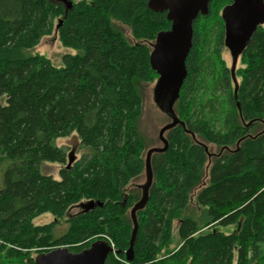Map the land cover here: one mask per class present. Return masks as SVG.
<instances>
[{
    "label": "trees",
    "instance_id": "16d2710c",
    "mask_svg": "<svg viewBox=\"0 0 264 264\" xmlns=\"http://www.w3.org/2000/svg\"><path fill=\"white\" fill-rule=\"evenodd\" d=\"M68 2L69 9L0 0V164L10 162L0 189V264H36L39 254L77 253L97 240L117 251L104 264H264V28L254 31L232 76L220 57L221 12L232 0H211L207 15L193 20L187 76L173 106L180 124L165 133L166 150L151 155L152 180L135 213L127 261L130 212L142 189L126 188L145 172L148 145L138 124L145 88L158 78L150 55L170 22L148 0ZM55 21L60 44L78 51L61 67L24 55ZM216 110L218 123L209 117ZM73 132L92 152L67 166L53 142ZM41 162L61 164L59 180L41 174ZM195 191L201 224L183 216ZM75 206L80 211L54 238ZM46 213L53 221L35 226ZM176 220L178 247L163 257ZM228 226L230 233L216 230Z\"/></svg>",
    "mask_w": 264,
    "mask_h": 264
},
{
    "label": "water",
    "instance_id": "95a60500",
    "mask_svg": "<svg viewBox=\"0 0 264 264\" xmlns=\"http://www.w3.org/2000/svg\"><path fill=\"white\" fill-rule=\"evenodd\" d=\"M211 0H148V8L155 13H166V19L170 22V29L157 35L155 45L150 55L152 68L158 75L153 89V95L157 104L166 96V111L171 120L163 126L158 134L162 142V148H150L145 156L146 182L141 187L142 196L130 212L133 224L129 249L125 252L127 261L132 260V245L137 229L135 213L141 209L146 201L152 175L150 158L154 153L164 152L167 141L164 134L180 124L173 106L178 98L180 88L187 76L185 60L191 48L192 23L198 16L208 13ZM70 8V2L65 5ZM224 25V46L231 53V72L237 58L240 56L250 37L264 19V4L261 0H232L221 12ZM234 84L236 82L234 79ZM163 109L162 107H160ZM207 149V147H205ZM100 205V204H99ZM92 204L86 206L89 208ZM109 254H117L106 240H97L88 248L77 253H71L66 248L53 249L47 253L36 256V264H104Z\"/></svg>",
    "mask_w": 264,
    "mask_h": 264
},
{
    "label": "rangeland",
    "instance_id": "374dc122",
    "mask_svg": "<svg viewBox=\"0 0 264 264\" xmlns=\"http://www.w3.org/2000/svg\"><path fill=\"white\" fill-rule=\"evenodd\" d=\"M52 3H61L63 6L67 4L68 0H49ZM264 4V0H261ZM116 26L124 33V35L130 40L131 35L130 31L127 27L122 26L118 23H116ZM260 27L264 28V19L259 24ZM78 51L63 47L59 40H58V33H57V26L56 21L54 22L53 29L51 33L47 36H43L39 43L33 47L32 49H27L24 51V55L30 56V55H40L43 58L47 59L54 67H61L63 66V57L66 55H75ZM220 57L224 64L230 69L231 68V53L230 51L222 45L220 48ZM234 70L241 67L240 64V58L238 57L235 63ZM239 82V79L236 80ZM156 81L154 80L152 83L147 85L144 91L143 96V107H142V115L141 119L138 124V129L144 139L147 142V149L150 148H162L163 144L159 140L158 134L160 129L165 126L166 124L170 123L171 120L169 118V115L166 111V103H167V97L164 96L161 98V101L157 104L154 99L153 95V89ZM4 97H0V104H4ZM162 107L163 109H161ZM209 117L216 123L220 121V116L218 110L216 112L210 113ZM165 137V134H164ZM54 146L63 150L66 154V164L67 166L71 165L74 161L81 158L83 155L90 154L92 150L89 148H83L80 144L79 137L76 132L71 133L67 137L63 138H57L53 142ZM209 150L211 149L213 152H216V148L212 145H208ZM10 164L9 161H6L5 163H1L0 165V189L2 188V177L4 171L7 169L8 165ZM62 168V165L59 163H50V162H41L39 165V171L41 174L49 175L54 180H59V170ZM208 171V168L206 166V173ZM207 179V174L205 176L204 181ZM146 182V176L143 173L138 179L131 182L127 188L126 191L130 189H137L138 187H142ZM195 194L196 191L191 196L189 206L187 211L183 213V216L191 217L194 220L198 221V223H202L203 217V210L201 207H199L195 203ZM80 211V208L75 206L70 208L67 213L64 215V217L57 222L56 226L53 230V236L54 238L61 237L67 230V224L66 220L72 216L77 214ZM53 221V217L46 213L43 215H40L39 217L35 218L33 220V224L35 226H41L48 223H51ZM179 222L176 220L173 222L172 227V237H171V243L167 251H163L162 256L167 257L170 255L172 251H174L179 244L178 240V234H177V228H178ZM206 229V228H205ZM205 229L202 230V232L205 231ZM216 230H219L224 233H230L233 230L232 226L228 227H218Z\"/></svg>",
    "mask_w": 264,
    "mask_h": 264
}]
</instances>
